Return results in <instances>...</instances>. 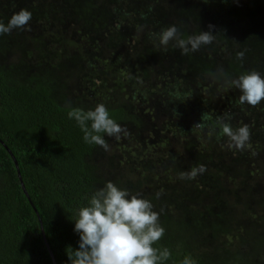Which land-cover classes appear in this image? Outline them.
<instances>
[{"label": "trees", "instance_id": "obj_1", "mask_svg": "<svg viewBox=\"0 0 264 264\" xmlns=\"http://www.w3.org/2000/svg\"><path fill=\"white\" fill-rule=\"evenodd\" d=\"M20 9L32 14L27 30L0 35V60L15 58V66L0 63V139L18 162L55 264H70L67 248H78L76 212L105 186L95 170L101 168L104 176L118 170L116 186L133 195L165 199L159 222L170 235L154 245L170 250L164 264H180L189 255L194 264H253L246 256L213 253L215 261L194 249L195 241L225 235L237 204L229 197L238 202L264 180V101L241 105V92L228 83L252 70L264 77V0H0V21L7 24ZM171 25L184 39L212 25L215 39L187 55L174 42L163 51L152 34ZM61 40L72 44L66 58L76 63L71 68L77 83L66 95L77 93L87 106L102 98L96 104H104L126 129L119 139L104 136L108 150L85 143L68 117L72 109L89 107L61 102L55 93L56 80L50 78H58L62 66L51 62L59 56L52 46ZM111 93L112 102L103 100ZM221 120L233 129L248 126L243 151L227 147ZM176 136L177 149L171 147ZM200 164L206 171L183 184L178 174ZM233 171L232 185L236 177L251 181L230 193ZM209 204L226 207V215L213 213ZM176 226L192 236L176 237ZM0 264H54L1 143Z\"/></svg>", "mask_w": 264, "mask_h": 264}, {"label": "clouds", "instance_id": "obj_2", "mask_svg": "<svg viewBox=\"0 0 264 264\" xmlns=\"http://www.w3.org/2000/svg\"><path fill=\"white\" fill-rule=\"evenodd\" d=\"M32 14L27 9H20L8 20L0 21V35L10 34L13 30H27ZM212 25L209 31L181 38L175 25L153 33L156 46L167 50L171 42L181 50L182 55L198 51L201 46L213 42ZM243 60L244 52L236 54ZM230 87L239 89V103L251 107L264 101V77L255 70L241 74L229 82ZM69 119H74L81 131L85 143L98 145L108 150L109 145L104 136L120 138L126 129L109 115L104 104H97L94 109H72ZM194 126L202 127L199 123ZM221 134L228 138L227 147L243 151L250 140L247 125L233 129L230 123L220 121ZM206 171L200 164L189 171H181L178 178L194 180ZM73 231L79 235L78 248H67L66 255L70 264H164L171 257L167 247H154L164 236L165 229L159 223V213L153 210L151 201L131 194L127 189L117 187L113 182H106L103 188L91 196L88 206L76 212ZM180 264H194L193 258L185 256Z\"/></svg>", "mask_w": 264, "mask_h": 264}, {"label": "rangeland", "instance_id": "obj_3", "mask_svg": "<svg viewBox=\"0 0 264 264\" xmlns=\"http://www.w3.org/2000/svg\"><path fill=\"white\" fill-rule=\"evenodd\" d=\"M58 44L52 46L54 49L53 51H56L58 53V57L55 60H52V63H59L61 64L62 67L58 70V78H56L54 75L50 78L52 81L56 80V85H57V96L59 99H62L61 102H64L65 100H68L69 102H74V105H77L82 108H88L89 109H94L97 104L101 99L96 100V101H90L88 104L89 106L86 105V101H78L77 93L71 94V95H66L69 93L71 90V87H74V85L77 83V78L75 73L72 71L71 66L75 65L76 63L73 61H68L66 56H69L71 53L70 46L72 44L68 42L67 40L64 41H57ZM70 51V52H69ZM66 52V54H64ZM69 52V53H68ZM56 53V55H57ZM0 63L4 64H12V66H15V58L14 57H5V59L0 60ZM88 68H83L84 71H86ZM75 70L78 72V66H76ZM82 70V71H83ZM107 95V96H106ZM126 95L122 96L125 97ZM103 100H106L108 102H112L114 99L113 94H104L103 95ZM67 104H70L68 102H64ZM88 103V101H87ZM160 137V136H157ZM169 137V136H168ZM167 136L162 137L164 138L163 140L169 139ZM171 138V137H170ZM173 145L171 147H174L175 149L178 148L177 140L179 139L176 137H172L173 139ZM146 140L150 141L151 138L145 137ZM158 138H155L152 140L153 142L157 141ZM164 142V143H165ZM176 143V144H175ZM160 147H158L159 149ZM158 151V150H155ZM152 150V152H155ZM234 168V167H233ZM232 168V169H233ZM102 169V168H101ZM101 169H95L98 173L99 180L101 182H113L115 185L116 183L114 180H118L117 178V173L118 170L112 171L110 174H106L105 176L103 175V172ZM108 176V177H107ZM233 177H235L234 171L233 173L228 174V187H230V193H234L239 190L242 191L244 187L248 186L250 183V177L245 176V180L247 183L245 186L241 187L243 185V182L245 180H241L239 177L237 178V184L232 185L234 181H232ZM135 179V178H134ZM132 180V179H130ZM136 180V179H135ZM181 180V179H180ZM250 180V181H249ZM183 184L187 183V180L182 181ZM230 185V186H229ZM227 185L224 186L225 189H228ZM239 187V188H237ZM257 189L252 190L249 194L244 195L242 199L238 202L235 201L236 197H229V200L233 203H237L236 205L233 206V211L231 213L232 215V222L229 225V228H227V231L225 232V235H222V238L220 237H214V236H209V239H206L203 243H196V248L194 249L196 253L204 255L207 254L215 261L217 259L215 258L214 254L217 255H225L227 258H232L233 255H240V256H246L249 257V261H252V263L256 264H264V180L260 179L257 182V186L255 187ZM226 200V197H224ZM165 202L164 201H160ZM159 201H155L151 203L153 204V210L158 213L159 211ZM209 208H211V211L216 214H220L222 216L226 215L227 208L224 207L223 211H221L218 207H216L213 204L207 205ZM206 207V205H205ZM206 209V208H205ZM250 209L252 213H248L246 210ZM207 214H209L208 210H204ZM229 213V212H228ZM227 213V214H228ZM193 217V214L191 215ZM187 220H180L177 219V222H186ZM161 224V222H159ZM161 226L165 228L161 224ZM182 229L184 232H182ZM178 228L176 226V230H174V234L176 237H185L188 238L189 234L192 236V232L187 231L188 228ZM190 232V233H189ZM184 233V234H183ZM170 233L169 231L165 230L164 237L169 236ZM216 238V239H215ZM219 244V245H218ZM219 264V263H218Z\"/></svg>", "mask_w": 264, "mask_h": 264}, {"label": "water", "instance_id": "obj_4", "mask_svg": "<svg viewBox=\"0 0 264 264\" xmlns=\"http://www.w3.org/2000/svg\"><path fill=\"white\" fill-rule=\"evenodd\" d=\"M0 143L4 146V148H5L6 151L9 153V155L11 156V158H12V160H13V162H14V165H15V167H16V172H17V176H18V179H19V182H20L21 188H22V190H23L25 196L27 197V199H28V201H29L31 207L33 208L34 212H35L36 215H37V219H38V221H39V223H40V230H41V234H42L43 240H44V242H45V244H46V246H47V249H48V252L50 253V256H51V258H52V261H53V263L55 264V260H54L53 254H52V252H51V250H50V248H49V246H48V244H47V241H46V237H45L44 228H43V225H42L41 218H40V216H39V214H38V212H37V209L35 208V206H34L32 200H31V198H30V196H29V194H28V192H27V190H26V187H25V185H24V182H23V179H22V176H21V173H20V169H19V166H18V162H17V160H16L14 154H13L12 151L8 148V146L4 143V141H2V140L0 139Z\"/></svg>", "mask_w": 264, "mask_h": 264}]
</instances>
